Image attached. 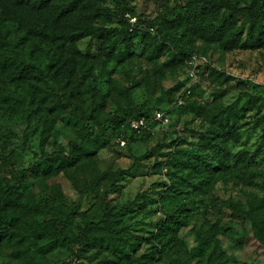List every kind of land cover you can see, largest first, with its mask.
Listing matches in <instances>:
<instances>
[{
	"label": "rangeland",
	"instance_id": "obj_1",
	"mask_svg": "<svg viewBox=\"0 0 264 264\" xmlns=\"http://www.w3.org/2000/svg\"><path fill=\"white\" fill-rule=\"evenodd\" d=\"M119 1L124 0L2 1L8 24L30 42L56 51L47 62L55 61L50 87L68 98L65 108L49 114L46 106H54V99L45 87L34 90L40 109L30 117L16 115L13 102L0 107V186L20 188L17 214L40 221L72 214L69 232L76 235L88 222L101 220V196L123 176L110 195L111 210L121 214L114 220L115 233L94 232L83 254L49 240L5 242L0 264H264V243L229 208L230 199L250 211L254 202L259 204L254 213L264 217V44L242 47L264 38V22L256 14L264 0H230L204 18L178 9L186 0H126L147 20L165 10L172 13L171 30L188 50L182 57L165 44L154 55L152 30H139L112 53V39L80 36L84 30L118 26L99 9L114 10ZM235 8L246 12L234 24L228 18ZM191 52L203 57L196 80L190 76ZM33 81L0 51V83L21 91ZM76 83H81V101L71 96ZM252 96L259 98L256 104ZM157 111L166 112L169 122L155 125L148 141L134 139L131 127L117 134L116 118L153 117ZM48 121L54 122L50 132ZM87 125L93 133L83 143ZM215 129L224 135L228 163L207 185L204 175H190L185 153L203 148ZM71 143L80 147L81 161L44 172L42 153H68ZM136 158L141 161L135 166ZM200 183L209 189L200 191ZM177 189L189 211L170 234L158 222L171 208L165 194ZM107 234L112 240L104 239Z\"/></svg>",
	"mask_w": 264,
	"mask_h": 264
},
{
	"label": "trees",
	"instance_id": "obj_2",
	"mask_svg": "<svg viewBox=\"0 0 264 264\" xmlns=\"http://www.w3.org/2000/svg\"><path fill=\"white\" fill-rule=\"evenodd\" d=\"M0 0V51L5 52L6 55L14 62L18 64L19 72L34 81L30 85H24L21 91L12 88L10 85L0 83V107H4V104L8 101L13 102L16 110V115H25L27 117L32 116L39 111V102L36 100V94L34 90L46 87L48 89V95L54 99V106H46L49 114L55 113L59 108H65L67 106L68 98L60 96L57 92L50 87V82L53 80V76L50 73V69L53 67L55 61L52 64H47L48 59L55 58L56 51H53L52 46L49 44H40V42H30L28 36L19 31L18 27L13 24H8L5 16V10ZM20 3H29L31 0H17ZM166 2V1H165ZM230 0H186L184 3L178 4L184 14L192 15L194 17L204 18L208 14L215 13L224 4H228ZM166 4V3H164ZM246 10L234 9L230 13L228 18L229 22L237 23L239 19L245 14ZM99 13L108 19V22L115 21L118 26L111 28H100L97 30H84L80 32L81 35H93L96 38L112 39L111 44L108 46L110 53L114 52L117 48H122L127 41L135 38L141 29L150 31L153 29L156 46L152 49L154 55H158L159 48L162 44L170 45L177 56L182 57L183 53H187V49L183 46L181 37L173 33L171 30L172 24L169 22V16L172 13L169 10H165L162 14L158 15L155 19L147 20L143 17H138L134 13V9L130 4L124 0L119 1L117 8L114 10L104 8L99 9ZM126 14H130L132 17L137 18V22L132 27L130 21L125 17ZM256 14L260 22H264V4L256 9ZM155 27L159 29V33L155 31ZM264 44V38L258 37L256 41H251L249 44H243L244 48H257ZM249 45V46H246ZM198 54L197 52H191L189 57ZM173 55V53H172ZM199 55V54H198ZM41 85V86H40ZM180 85L174 90H170L169 94H174L180 89ZM225 91H222L218 97H223ZM192 94L195 95V89ZM71 96L76 97L78 101L82 100L81 83H76L71 89ZM216 99V98H215ZM259 98L252 96L250 102L253 104L258 102ZM234 105V104H233ZM229 106L225 113L227 119L233 114L234 106ZM34 108H31L33 107ZM35 111V112H34ZM37 111V112H36ZM145 118L151 130H144L141 133H137L131 129L134 139H138L142 142L148 141L155 133V125H159V122L153 121V117H149L146 114H139L131 117L130 119H115L114 122L117 125L119 136L125 133L126 129H130L131 123L135 120ZM54 122H46V132H50ZM88 135L84 138L83 143L88 142L89 136L93 133V129L90 125H87ZM212 136L204 143L203 148L194 149L187 153L186 163L192 168L190 175L194 173L206 177V183L214 178L215 172L220 169H225L227 165V146L223 133L217 129L213 130ZM82 159L80 147L70 144L69 152L66 153L63 150H57L54 153H42L41 161L45 164L47 172L52 168L57 170L70 168L76 166ZM141 158H136L134 165H138ZM218 165H217V162ZM133 167L129 168L131 171ZM123 174L120 173L118 178L109 184L106 192L101 196L100 204L103 212L102 218L99 222H88L76 235H72L69 232V227L74 221V215L68 214L64 219H54L48 221H40L35 218L25 217L23 214L15 211L19 205V199L21 197L20 188L18 185L14 186H0V245L2 243L22 245L34 238L37 240H49L57 243L61 246L69 249L78 248L79 253L83 254L89 249L90 241L94 238L93 233L96 231L112 232L115 233L114 220L121 215L120 212H113L110 208V195L117 191V181L122 178ZM201 184V185H200ZM200 191L205 192L209 189V186L200 183ZM165 185V184H164ZM166 201L168 200L169 211L165 213L164 217L159 220L158 228L161 231L169 230V233H176L178 229L183 225V214L187 211V203L182 198V192L179 189L173 192H167L165 194ZM259 204L253 202V210L243 206L240 201L229 200V208L234 215L244 220L245 223L251 227L254 236L262 243H264V217L260 214H255V209H258ZM40 209V208H36ZM10 210V212L5 213ZM112 235L107 234L104 237L105 240H112ZM172 237V236H171ZM156 250L155 253H157Z\"/></svg>",
	"mask_w": 264,
	"mask_h": 264
},
{
	"label": "built area",
	"instance_id": "obj_3",
	"mask_svg": "<svg viewBox=\"0 0 264 264\" xmlns=\"http://www.w3.org/2000/svg\"><path fill=\"white\" fill-rule=\"evenodd\" d=\"M125 17L130 21V23L132 24V27L134 28V26L137 22V18L132 17L130 14H126ZM151 30L153 31V29H151ZM200 58H203V57L198 56L197 54H194L191 56V59H190V63H191V65H193L191 70H190V76L193 80H196V67L199 63ZM153 121L159 122V123H168L169 118L166 115V112L157 111L154 114ZM131 128L133 130H135L137 133H141L144 130H151L152 129V128H150L148 121L145 118H141V119L133 121L131 123Z\"/></svg>",
	"mask_w": 264,
	"mask_h": 264
}]
</instances>
